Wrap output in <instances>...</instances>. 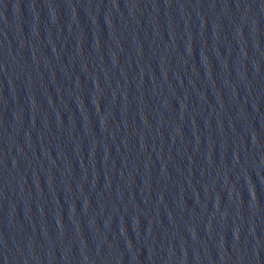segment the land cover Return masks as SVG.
Returning <instances> with one entry per match:
<instances>
[{
	"label": "water",
	"instance_id": "95a60500",
	"mask_svg": "<svg viewBox=\"0 0 264 264\" xmlns=\"http://www.w3.org/2000/svg\"><path fill=\"white\" fill-rule=\"evenodd\" d=\"M0 264H264V0H0Z\"/></svg>",
	"mask_w": 264,
	"mask_h": 264
}]
</instances>
